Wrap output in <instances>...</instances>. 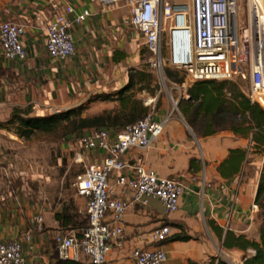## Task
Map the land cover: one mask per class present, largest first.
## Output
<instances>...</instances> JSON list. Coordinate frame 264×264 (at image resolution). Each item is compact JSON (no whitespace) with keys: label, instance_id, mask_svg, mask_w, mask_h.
I'll return each mask as SVG.
<instances>
[{"label":"crops","instance_id":"crops-1","mask_svg":"<svg viewBox=\"0 0 264 264\" xmlns=\"http://www.w3.org/2000/svg\"><path fill=\"white\" fill-rule=\"evenodd\" d=\"M69 6L73 7V13L66 15L69 19L83 10L89 15L72 28L75 55L55 61L46 52V27ZM130 18V8L125 3L107 6L98 0H0V23L24 27L21 40L27 54L23 63H14L0 52V123L9 119L14 108L31 110V117L50 116L53 111L65 112L82 105H86L85 111L99 109L83 117L117 108L116 103H87L96 95L123 88L130 70L141 69L145 64L144 40L132 27ZM235 81L230 84L245 96V90ZM223 94L226 99L232 98L226 90ZM187 99L188 95L183 97ZM144 104L148 106L145 101ZM149 114L154 121L166 119L161 136L148 149L129 151L124 160L131 165L141 164L161 178L180 179L185 191L178 210L170 215L163 213L161 203L155 199L145 207L128 205L121 220L124 247L112 249L107 264H130L131 250L151 248L148 235L162 225L170 228L169 238L190 237L188 241L168 240L161 244L167 255L166 264H216L219 258L229 263L224 256L242 264L244 253L225 249L222 244L227 231L258 240V211H253L252 206L262 157L251 152L249 139L228 129L203 136L197 131L198 123L187 121L182 113L181 120L171 117L166 103ZM114 129H108L111 135ZM4 135L5 130L0 129V142ZM232 149L246 150V161L235 175L224 178L217 169ZM105 157L106 152L95 150L83 158L86 164H93ZM12 167V155L0 154V241L17 240L31 232L30 242L23 247L26 264H52L54 237L61 233L54 213L61 206H52L41 186L28 184L25 169ZM116 193L121 199L128 198L119 189ZM73 203L79 212H84L82 198L76 195ZM39 214L42 230L37 232L33 218ZM79 262L86 264L82 255Z\"/></svg>","mask_w":264,"mask_h":264},{"label":"built area","instance_id":"built-area-1","mask_svg":"<svg viewBox=\"0 0 264 264\" xmlns=\"http://www.w3.org/2000/svg\"><path fill=\"white\" fill-rule=\"evenodd\" d=\"M98 1L107 6L134 2L130 23L144 40L151 71L162 72V42L167 35L170 65L183 71L189 83L238 79L247 83L248 101L264 110V0H188L184 4L176 0ZM242 6L244 21L240 18ZM72 13L73 7L65 8L46 27L45 48L52 60H66L76 53L72 28L81 25L89 13L83 10L72 19L66 17ZM23 34L22 25L0 23V52L4 59L14 63L26 60ZM165 122L166 119L154 121L148 114L113 135L106 129H94L80 136L76 163H84V155L95 150L106 152V157L100 163L85 164L74 180L76 195L84 200L88 226L80 238L69 231L54 237L58 260L79 262L82 255L86 264H107L110 251L124 247L121 220L128 205L145 207L155 199L165 215L178 210L185 191L180 179L161 178L141 164L131 165L124 160L131 150L148 149L161 136ZM261 157L264 162V150ZM117 189L128 198H119ZM252 209L258 211V206L253 204ZM33 223L35 231L40 232L41 214L33 218ZM148 236L152 247L133 248L130 264L167 263L161 244L169 238L170 228L162 225ZM31 237L30 232L17 240L0 241V264H26L23 247Z\"/></svg>","mask_w":264,"mask_h":264},{"label":"trees","instance_id":"trees-1","mask_svg":"<svg viewBox=\"0 0 264 264\" xmlns=\"http://www.w3.org/2000/svg\"><path fill=\"white\" fill-rule=\"evenodd\" d=\"M144 67V66H143ZM131 69L128 83L118 91L107 95H96L92 102L116 103L117 108L104 111L100 115L83 117L86 105L45 117H31V110L14 108L9 119L0 123V129L12 132L16 137L27 140L36 133L50 134L62 125L70 127L71 135L94 129L115 128L119 131L125 126L133 125L150 113V107L137 95L147 94L156 97L154 80L145 68ZM166 77L174 81L170 70H165ZM181 82V81H180ZM230 82L205 81L196 82L187 90L188 99L178 103L184 118L189 122H197V131L203 136H209L220 129H228L234 134L249 139L251 152L262 154L264 150V110L256 104H251ZM226 90L231 99L223 94ZM247 151L232 149L227 158L219 165L218 172L224 178L235 175L243 162ZM254 204L258 206V240H249L245 236H236L227 231L223 240L225 249H238L244 253L242 264H264V162L261 168L259 183ZM61 233L73 232L81 237L88 226L87 216L79 212L73 202L62 204L54 213ZM189 236H175L167 239L172 242L188 241ZM52 264H84L78 261L58 260L56 253L52 256ZM215 262V259H212ZM216 264H228L219 258Z\"/></svg>","mask_w":264,"mask_h":264},{"label":"rangeland","instance_id":"rangeland-1","mask_svg":"<svg viewBox=\"0 0 264 264\" xmlns=\"http://www.w3.org/2000/svg\"><path fill=\"white\" fill-rule=\"evenodd\" d=\"M176 1L179 4H184L188 0ZM133 4L134 2H130L126 5L130 8ZM244 14V6H242L240 13L242 21L245 19ZM142 55L145 62L143 68L153 76L156 97H151L147 94L137 95V97L145 102L152 100L151 104L148 105L151 112L160 109L163 103L168 104L171 117L176 116L181 120L182 115L178 103L183 100V97L187 96L186 92L192 83L186 80L183 71L174 69L170 65L168 36L165 35L162 42V72L150 70L147 65L150 55L146 49L142 52ZM167 69L172 72L175 78L174 81L166 77L165 70ZM235 80L240 88L246 89V82L238 79ZM98 111L99 109L88 108L87 111L82 113V116H90ZM69 131V126L62 125L53 133H36L27 140L18 138L12 132L6 130L5 135L1 136L0 154L10 153L12 155V169H25L28 175V184L35 187L41 186L42 192L47 195L52 206H62V204L75 200L76 192L73 183L76 176L83 172L84 165L86 164L84 158V163H76L75 156L80 152L78 145L79 138L87 131L75 135H71L68 133ZM259 156L261 157V154ZM224 258L229 260L228 264H237L235 260H231L226 256Z\"/></svg>","mask_w":264,"mask_h":264}]
</instances>
